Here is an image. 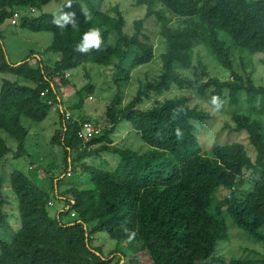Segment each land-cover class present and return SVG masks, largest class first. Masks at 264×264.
Segmentation results:
<instances>
[{"label":"trees","instance_id":"1","mask_svg":"<svg viewBox=\"0 0 264 264\" xmlns=\"http://www.w3.org/2000/svg\"><path fill=\"white\" fill-rule=\"evenodd\" d=\"M51 1L0 0V73L6 76L0 131L17 143L12 146L0 133V264H256L250 258L225 261L215 250L229 236L228 220L264 241L259 231L264 227V83L245 68L237 70L234 61L237 50L264 55V0H134L146 10L131 29L122 9H103V0H70L77 8L71 15L75 24L57 27L53 21L60 12L43 10ZM150 18V28L161 38V53L147 26ZM7 19L32 32H53V42L44 53L31 51L13 63L1 30ZM92 28L101 31V48L76 51L81 36ZM202 49L214 62L210 64L227 74H213ZM49 52L55 56L45 60L43 54ZM158 58L159 75L139 80L137 92L124 105L119 89L106 104L104 119L83 112L86 94L95 91L90 83L70 95V107L81 113L71 110L66 119L63 96L75 86V69L114 66L121 88L122 74L128 80L132 70ZM196 62L201 81L181 72ZM189 86L206 102L217 96L219 111L230 116L222 131L244 134L248 145L234 139L205 148L197 131L215 114L193 105L190 95L141 107L153 96ZM52 108L60 112L61 126L50 143L62 148L64 170L56 174V164L41 167L31 161L30 170H42L29 175L12 163L31 156L26 147L30 130L22 119L41 122ZM124 122L134 134L129 133V142L115 143L114 134L122 133ZM87 124L95 129L89 137L81 135ZM104 153L117 157L113 167L87 162ZM61 176L70 180L64 189ZM221 188L229 193L220 195ZM50 190L65 202L55 216L49 211ZM14 198L19 216L7 210L9 205L13 209ZM97 232L108 233L125 249L105 254L96 244Z\"/></svg>","mask_w":264,"mask_h":264},{"label":"rangeland","instance_id":"2","mask_svg":"<svg viewBox=\"0 0 264 264\" xmlns=\"http://www.w3.org/2000/svg\"><path fill=\"white\" fill-rule=\"evenodd\" d=\"M70 0H52L47 6L44 7V11L50 12H64L70 15H73V12L77 11V8L73 6V4H68ZM114 5H118L120 9L124 12V16L127 21V29H131L133 25V21L135 19H139L144 17L145 15V6L136 7L134 0H103L102 8L110 9ZM74 7V8H73ZM59 13V14H60ZM154 22V18H150L147 21V26L149 28ZM152 33L151 37L155 42L156 51L158 53L162 52L163 47L161 46V38H159L158 34L154 31L155 29L150 28ZM2 34L4 36V41L9 53L10 60L13 63H18L22 61L31 51L43 52L50 46L54 39L53 32H32L27 29L22 28L19 25H12L11 20L7 19L1 25ZM201 49V48H200ZM44 53V52H43ZM156 52V54L158 55ZM202 56L204 57L203 61L207 63L210 71L218 76H222V73L227 74L222 68H214L213 65L210 64L211 59L205 58L207 57V51L202 49ZM234 55V61L236 69L239 71H243L244 68L247 71L253 73V77L255 81L259 84L264 83V64L262 61L264 60L263 54L250 55L247 52H241L237 50ZM55 54L53 52L43 54V58L46 60L47 58H53ZM201 56V57H202ZM214 61V60H213ZM213 64L214 62L211 61ZM215 66V64H214ZM161 65L159 63V58L153 61L151 64L146 66H141L132 70L130 74V78L128 80L124 79L125 75L122 74V87L119 86L115 82V78L117 77L114 66H100L87 64L85 67H81L75 69L72 78L75 83V86L71 84V87L67 88V91L64 93V110L66 112H74L75 115L81 113L80 109H72L70 107L69 99L70 95L74 93L75 90L81 89L88 83L92 84L95 87L94 93L86 94L85 105L83 108V112L90 116L93 120L96 119H104L106 104H108L113 97L119 93V89H121L123 100L122 103L128 102L137 92L139 87V80L146 79L147 75L150 79H153L155 76L159 75V70ZM181 72L183 75L188 76L193 80L201 81L202 78L200 76V70L197 65V62L194 64L191 69H182ZM6 76L0 73V90L2 88L3 79ZM73 86V87H72ZM62 90H64L62 88ZM182 94L190 95L193 97L192 104H200L210 110L215 114L213 119H210L206 122V126L200 128L197 133L199 135V140L205 148H211L217 143H222L228 140H240L243 141L246 145H248V141L246 140V136L229 135L227 130L222 131V127H224L225 122L230 121V116L227 113H222L216 109H214L208 102L205 100L199 99L192 87H174L171 91L167 92L163 96H153L151 99L144 102L141 107L149 108L155 104L162 103L166 98L179 96ZM74 100L77 101L78 97L73 95ZM73 101V100H72ZM71 108V109H70ZM70 109V110H69ZM264 120V116H263ZM23 124L29 128L30 133L26 140V147L30 151L31 156L28 158H23L18 161H13V165L20 169H22L25 173L29 175H33L35 172H39L42 169L30 170L29 163L33 161L36 165H40L44 167L46 163L56 164L55 170L56 174H59L64 170V156L62 153V148L58 145L53 147L50 143V139L55 131L60 128L61 120H60V112L52 108L50 110L47 118L41 122H36L29 118L24 117L22 119ZM122 130V133L119 134L116 132L114 134L115 143H123L124 140L128 141L131 139L129 133L134 134V129L132 128L130 123L124 122L119 125ZM124 129V130H123ZM5 136L8 137L9 143L13 146H16V141L4 131H0ZM136 141V139H135ZM134 141V142H135ZM141 141H139L140 143ZM250 148V154L255 159V152ZM117 157L115 155H111L110 153H104L101 157L93 156L87 159L89 164H94L102 167H113L117 161ZM112 162L113 164H109ZM84 170V169H83ZM83 170H80L82 172ZM86 173L81 176L79 181V185L85 183L86 181ZM77 179V178H76ZM246 180L248 178L246 177ZM60 185L61 189L67 187L70 183L67 177H60ZM80 185V186H81ZM8 189L11 188L9 187ZM229 193L228 189L221 188L219 191L220 195H227ZM50 194L53 198V205L49 206V211L52 216L58 214L60 210L65 207V202L61 198H57L52 190H50ZM13 209L10 208V205L7 206V210L13 212V216H16L19 211L17 207V200L14 198ZM64 220L69 219V216H64ZM70 220V219H69ZM16 226L17 223L13 222ZM229 226V236L224 239H220L217 243L215 255L222 257L225 261H228L230 258H250L252 260H257L256 264H264V241L257 239L255 236L251 235L248 232H245L242 228L238 226H233L230 220H228ZM260 232L264 233V227L259 229ZM96 244L99 246H103V250L105 254H109L111 251L115 250H124V243H120L114 239H112L108 233L106 232H97L96 234ZM128 249V248H127ZM118 252V251H116ZM113 264V263H111Z\"/></svg>","mask_w":264,"mask_h":264},{"label":"clouds","instance_id":"3","mask_svg":"<svg viewBox=\"0 0 264 264\" xmlns=\"http://www.w3.org/2000/svg\"><path fill=\"white\" fill-rule=\"evenodd\" d=\"M18 22V21H17ZM13 23V22H12ZM53 23L60 28H65L68 24H75L73 16L70 14L61 12L59 18L54 19ZM15 24V23H13ZM102 35L101 31L97 28H92L81 36L80 42L76 46V51L80 53H88L91 49H100L102 45ZM208 103L216 110L221 107V101L217 96H211ZM177 136L181 133L177 129Z\"/></svg>","mask_w":264,"mask_h":264},{"label":"built area","instance_id":"4","mask_svg":"<svg viewBox=\"0 0 264 264\" xmlns=\"http://www.w3.org/2000/svg\"><path fill=\"white\" fill-rule=\"evenodd\" d=\"M18 16H19V13L17 12V13L14 15V17L12 18V22H13V23H17V21H18ZM70 117H71L70 113L67 112V113H66V119H70ZM93 132H95V129H94L93 127H91L90 124H87V125H86V129H85V131H83V132L81 133V135L89 137V136H91V135L93 134Z\"/></svg>","mask_w":264,"mask_h":264}]
</instances>
